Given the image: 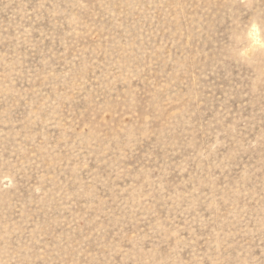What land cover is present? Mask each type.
Masks as SVG:
<instances>
[{"label":"rangeland","instance_id":"1","mask_svg":"<svg viewBox=\"0 0 264 264\" xmlns=\"http://www.w3.org/2000/svg\"><path fill=\"white\" fill-rule=\"evenodd\" d=\"M0 264H264V0H0Z\"/></svg>","mask_w":264,"mask_h":264}]
</instances>
